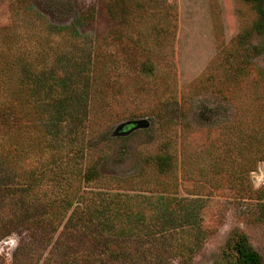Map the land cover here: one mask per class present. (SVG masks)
Listing matches in <instances>:
<instances>
[{
	"label": "trees",
	"instance_id": "trees-1",
	"mask_svg": "<svg viewBox=\"0 0 264 264\" xmlns=\"http://www.w3.org/2000/svg\"><path fill=\"white\" fill-rule=\"evenodd\" d=\"M246 1L255 20L228 53L230 64L240 60L234 71L243 76L245 59L264 53V0ZM106 4L111 15L123 14L130 32L127 41L138 50L172 41L176 27L172 1ZM11 10L12 16L21 11L28 18L12 24L24 35L0 33V240L20 236L10 264H191L205 235L197 199L204 196H177V164L168 142L154 156L143 157L144 169L150 166L170 179L159 181L155 192L135 191L120 182L122 190L113 191L107 185L116 180L99 172L101 156H95L88 141L95 100L106 95L100 76L105 67L92 78L88 70L97 58L99 41H80L82 35L72 25L52 24L26 0H15ZM251 30L261 35L257 45L248 43ZM145 69L149 72L151 66ZM83 71L86 77H78ZM258 73L257 82H264V68ZM227 82L234 98V86L240 82ZM254 99L260 103L254 107L256 121H237L226 129V159L218 162L222 167L236 164L243 169V162L242 168L233 155L242 160L252 147L257 148L255 157H263L264 97L258 94ZM239 108L244 118L251 109ZM161 110L153 112L159 115ZM233 184L242 198L264 193L262 188L252 189L248 176L240 172ZM220 264L264 262L248 236L235 230L225 242Z\"/></svg>",
	"mask_w": 264,
	"mask_h": 264
},
{
	"label": "rangeland",
	"instance_id": "rangeland-1",
	"mask_svg": "<svg viewBox=\"0 0 264 264\" xmlns=\"http://www.w3.org/2000/svg\"><path fill=\"white\" fill-rule=\"evenodd\" d=\"M14 1L0 0V33L9 30L23 34L20 28L12 29V24L25 21L28 16L21 11L12 16ZM170 1L176 8L174 37L166 42L167 46L153 45L146 52L127 41L130 32L123 14L111 15L106 0L26 3L54 25H72L82 35L80 41H99L97 58L88 70L92 78L105 67L100 76L106 95L105 99L95 100L96 106L89 116L88 141L95 156H101L99 172L116 180L107 186L113 191H120V184L135 191H157L159 181L170 179L155 174L150 166L144 169L143 157L154 156L168 142L175 152L177 196H204L197 199L201 200V227L205 235L191 264H220L225 242L235 230L248 236L264 262V193L252 192V196L242 198L239 187L233 184L240 172L248 176L252 189H264V148L262 159L255 157L257 148L253 147L242 160L233 155L240 165L243 162V169L236 164L222 167L218 163H225L226 159V129L233 128L237 121H256L254 107L260 103L254 97H264V82H257L258 71L264 68V53L245 59L246 76L234 71L240 60L230 64L228 58L241 33L251 29L254 10L246 0ZM247 38L250 46L257 45L261 35L251 30ZM148 66L149 72L145 69ZM85 72L78 77H86ZM227 81L240 82L234 86V98L228 92ZM239 106L251 107L245 118ZM157 107L162 108L159 115L153 112ZM138 118H147L148 125L127 135L113 134L119 123ZM19 240L17 234L0 240V264H10Z\"/></svg>",
	"mask_w": 264,
	"mask_h": 264
},
{
	"label": "water",
	"instance_id": "water-1",
	"mask_svg": "<svg viewBox=\"0 0 264 264\" xmlns=\"http://www.w3.org/2000/svg\"><path fill=\"white\" fill-rule=\"evenodd\" d=\"M149 121L147 118H138V119H128L119 123L113 130L114 135H127L131 131L140 128L146 127Z\"/></svg>",
	"mask_w": 264,
	"mask_h": 264
}]
</instances>
